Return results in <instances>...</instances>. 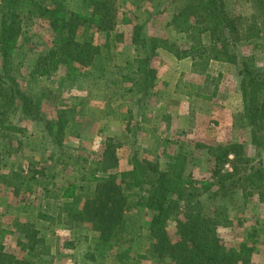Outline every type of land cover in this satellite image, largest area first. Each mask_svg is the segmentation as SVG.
I'll use <instances>...</instances> for the list:
<instances>
[{
    "label": "rangeland",
    "instance_id": "obj_1",
    "mask_svg": "<svg viewBox=\"0 0 264 264\" xmlns=\"http://www.w3.org/2000/svg\"><path fill=\"white\" fill-rule=\"evenodd\" d=\"M62 1L68 13L90 11V8H82L80 0ZM183 3L184 0H109L112 9L110 28H92L82 32L83 35L91 34L93 42L100 47L104 70L87 68L86 76L72 85L64 79L62 68L49 76L33 75L36 62L50 49L54 34L50 18L39 16L30 4L22 7L18 17L19 34L8 63L10 77L20 90L29 89L34 98L40 100L44 118L56 120L61 110L66 122L61 144L53 147L44 137L42 126L22 118L17 108L5 106L0 109V174L7 179L0 178V230L6 231L0 243L6 246L14 259L28 257L27 251L18 248V243H24L28 248L34 242L32 253L37 264L47 262L48 247L57 252L51 264H117L114 249L102 261L92 262L86 257L92 247L90 237L94 233L87 223H68L63 209L66 195L70 192L81 194L83 200L86 189L80 187V183H84L79 181L95 168L108 137L118 144L117 173L130 170L132 158L138 159L152 175V164L157 163L163 168L170 156H183L186 160L185 173H190L193 182L189 189L194 198L202 200L203 209L220 190L218 175L214 173L215 164L204 146L237 145V156L229 155L228 160L217 167L222 173H232L235 165L239 167L237 174L251 167L252 163L241 164L239 161L256 157V153L249 131L243 127L239 116L242 100L236 67L235 77L231 72L221 87V96L215 100L217 113H221L220 119L217 120L216 116L207 121L203 119L204 123L195 131L166 121L170 100L164 95L166 90L156 92L162 86L160 79L157 83L156 80L167 62L164 54L167 50L157 48L151 57L150 66L155 70V80L147 95L142 97L138 91L140 75L132 67L146 51L136 34L174 42L180 49L189 47L192 40L187 33L176 32L170 26L173 14ZM226 3L234 13L245 18L253 13L250 0H226ZM258 27L261 29L260 38L250 43H239L235 50L239 57H252L257 65L264 68V21L259 20ZM200 37L206 48L210 44L209 39L203 34ZM209 64L210 61L207 68ZM204 67L205 64L198 63L193 70L201 73ZM210 89L208 85H202L198 91L206 93ZM2 97L6 100L10 97L7 86L3 87ZM240 107L241 112H237ZM10 126L19 130L7 129ZM259 159L264 164V150ZM24 173H36L37 177L28 192L23 191L20 183V176ZM127 181L125 179L122 183L126 193L132 191ZM74 183L71 190L70 186ZM228 183L225 182V185ZM230 199L227 198L228 204ZM232 199L236 206L228 210V222L217 228V234L224 246L238 248L246 241L250 227L254 226L260 232V241L255 242L248 257L235 264H264V190L252 196L238 192ZM39 212L47 218H39ZM174 213L180 219L186 215L184 209H177ZM128 215L127 231L118 238L116 247H131L130 264H176L170 259L158 257L152 250L156 238L145 228L151 217L150 210L132 206ZM237 219L240 220L237 222ZM165 229L172 241L178 238L174 221H169ZM246 244L251 245L248 241ZM75 248L78 249L76 252Z\"/></svg>",
    "mask_w": 264,
    "mask_h": 264
},
{
    "label": "trees",
    "instance_id": "obj_2",
    "mask_svg": "<svg viewBox=\"0 0 264 264\" xmlns=\"http://www.w3.org/2000/svg\"><path fill=\"white\" fill-rule=\"evenodd\" d=\"M80 2L83 9L90 8V11L68 13L62 0H0V109L5 106L17 108L22 118L42 126L44 137L53 147L61 144L66 122L64 112L59 110L56 120L44 118L40 100L34 98L31 90L19 89L10 77L8 63L19 34L18 17L22 7L30 4L32 9L38 11L39 16L50 18L54 34L50 49L36 62L33 75L49 76L62 68L64 79L72 85L86 76L87 68L95 67L103 71L100 47L93 42L91 34L83 35L82 32L92 28H110L111 6L109 0ZM250 3L253 13L251 17L245 18L234 13L226 0H184L173 14L170 26L176 32L187 33L192 44L180 49L174 42L136 34L146 52L132 68L140 75L138 91L145 97L155 80V70L150 66V60L157 48L172 52L178 58L189 57L193 68L200 63L205 64L206 70L207 63L211 60L233 64L237 69L242 100V112L239 116L243 127L249 131L251 145L256 153V157L242 158L239 161L241 164L252 163L251 167L237 174L239 167L235 165L232 173H222L217 167L228 160L229 155L237 156V145L230 143L204 146L215 164L214 173L218 175L220 190L203 209L202 200L194 198L189 189L193 182L190 173H185L186 160L183 156H170L163 168L157 163L152 164V175H149L148 169L138 159L132 158L131 169L117 173L118 144L113 138H106L95 168L84 174L79 181L84 183H80V187L86 189L83 200L81 194L73 195L70 192L66 195L67 201L63 208L68 216V223L80 221L90 225L94 235L90 237L92 247L86 257L92 262L102 261L114 249L117 264H130L131 247H116V244L118 238L127 231L126 221L132 206L150 210L151 217L145 228L156 238L152 250L160 258L170 259L176 264H235L252 252L256 242L254 227L238 248H227L217 234V228L228 222V210L236 206V202L232 201L236 193L243 192L245 196H252L255 192L264 190V164L259 159L264 150V68L257 65L252 57H239L235 50L239 43H250L260 38L258 22L264 21V0H250ZM202 34L210 42L206 48L200 40ZM5 86L10 91L8 100L2 97ZM187 87L193 89L192 85ZM7 129L19 130L14 126ZM0 178L7 181L5 175L0 174ZM125 179L132 189L127 193L122 187ZM20 180L23 191L28 192L32 184L36 183V173H24ZM227 181L229 183L225 185ZM4 183L11 186L8 182ZM75 184L70 186L71 190ZM227 198H231L230 205ZM177 209H184L185 218L176 217L174 211ZM37 215L41 219L47 218L42 212ZM169 221L175 222L178 238L174 241L169 238L165 229ZM2 231L4 230H0V238ZM247 241L251 245L248 246ZM26 249L28 257L16 264H34V242ZM1 252L0 243V263L4 257ZM9 264L14 263L11 261Z\"/></svg>",
    "mask_w": 264,
    "mask_h": 264
},
{
    "label": "crops",
    "instance_id": "obj_3",
    "mask_svg": "<svg viewBox=\"0 0 264 264\" xmlns=\"http://www.w3.org/2000/svg\"><path fill=\"white\" fill-rule=\"evenodd\" d=\"M164 54L167 62L164 69L157 74L158 79L156 80L157 83L160 79L162 86L160 89H157L156 92H159L161 89L166 90L167 93H164V95L170 100V110H168V113L165 115L166 121L175 123L179 128H188L195 131L204 123L203 119L207 121L209 118H215L216 116L217 120H219L221 113H217L215 100L221 96V87L224 81H226V78L231 75V72L232 77H235V75L233 76L235 66L230 63L210 61L206 70L201 73H196L193 70L192 60L189 57L178 58L167 51H164ZM183 80L188 82H183ZM188 85H192L193 89L187 87ZM202 85H208V87L211 88L210 91L206 93L198 91L199 86ZM225 106L227 107L228 104L226 103ZM224 111H226V109ZM237 112H241V107L238 108ZM217 114L219 115L217 116ZM239 220L240 219H237V222ZM2 232L6 233V231ZM255 232H257L256 243H258L260 241L258 238L260 232L257 228H255ZM1 245L2 255L6 258L3 257L0 264H9L11 261L16 264L17 261L22 260L18 257L14 259L13 256L8 253L6 246L2 243ZM24 247V243H18V248H20L21 251H27ZM73 247H76L75 244H73ZM74 250L76 252L78 249L75 248ZM46 254L48 256L47 262L40 261L42 264H51L57 252L54 253L51 249L49 250L48 247V253L46 252ZM82 258L85 259L83 256ZM85 260L89 262L87 259ZM33 262L37 264L35 260Z\"/></svg>",
    "mask_w": 264,
    "mask_h": 264
}]
</instances>
